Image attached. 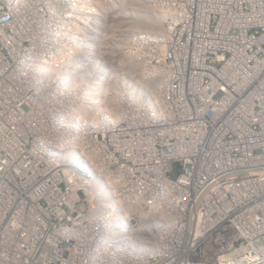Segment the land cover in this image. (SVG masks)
Masks as SVG:
<instances>
[{
  "label": "built area",
  "instance_id": "1",
  "mask_svg": "<svg viewBox=\"0 0 264 264\" xmlns=\"http://www.w3.org/2000/svg\"><path fill=\"white\" fill-rule=\"evenodd\" d=\"M0 264H264V0H0Z\"/></svg>",
  "mask_w": 264,
  "mask_h": 264
},
{
  "label": "bare ground",
  "instance_id": "2",
  "mask_svg": "<svg viewBox=\"0 0 264 264\" xmlns=\"http://www.w3.org/2000/svg\"><path fill=\"white\" fill-rule=\"evenodd\" d=\"M49 58H50V57H43V56H42V59H43V60H49Z\"/></svg>",
  "mask_w": 264,
  "mask_h": 264
}]
</instances>
